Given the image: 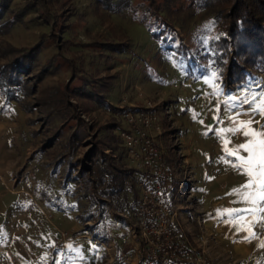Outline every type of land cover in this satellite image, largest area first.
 <instances>
[{
  "label": "rangeland",
  "instance_id": "374dc122",
  "mask_svg": "<svg viewBox=\"0 0 264 264\" xmlns=\"http://www.w3.org/2000/svg\"><path fill=\"white\" fill-rule=\"evenodd\" d=\"M0 1L7 8L1 24L10 10L26 5L25 0ZM42 2L0 31L1 67L14 55L11 47H30L50 32L42 13L53 18L57 29L61 22L66 25L62 47L46 43L30 70L20 74V84H8L0 74V264H120V253L130 248L121 238L133 223L129 216L139 195V172L118 133L127 127L123 112L147 102L157 109L161 135L154 137L178 180L183 175L197 180L193 189L188 183L189 196L179 199L189 218L187 229L179 226L176 209L180 231L191 240L201 219L215 240L206 246L192 241L214 262L264 264V211L226 212L257 207L242 199V192L251 191L242 188L249 178L233 167L236 157L225 152V140L232 150L251 137L243 127L219 134L249 120V128L264 132V72L239 85L224 81V61L212 38L223 32L217 8L189 0H154L152 5L150 0ZM155 7L172 24L175 37L187 44L185 53L165 49L147 29ZM61 55L69 61H58ZM43 66L48 70L36 77ZM73 75L77 80L71 87L82 88L88 97L63 95L68 107L59 109L56 92ZM94 85L100 96H90ZM71 113L81 120L70 122ZM75 130L78 136L72 140ZM182 144L194 155L208 156L203 161L193 157L189 164L179 150ZM239 155L248 154L241 149ZM220 156H227L231 166L225 167ZM213 162L219 169L208 167ZM214 176L226 184L209 190L206 181L209 186ZM191 190L203 199L204 218L199 219ZM212 197L217 203L209 211ZM248 218H255L250 226ZM61 231H74L77 237L58 249ZM235 243L247 245L244 256L236 253Z\"/></svg>",
  "mask_w": 264,
  "mask_h": 264
},
{
  "label": "built area",
  "instance_id": "2783aa9c",
  "mask_svg": "<svg viewBox=\"0 0 264 264\" xmlns=\"http://www.w3.org/2000/svg\"><path fill=\"white\" fill-rule=\"evenodd\" d=\"M156 114L157 109L150 102L123 112L127 127L119 130L118 138L139 172V195L129 216L133 223L128 234L121 238L123 244H130V248L120 253V264H217L203 246L192 241L197 239L206 246L215 240L212 232L197 220L199 233L190 240L178 228L177 208L172 201L182 199L185 194L189 196L186 187L191 176L183 175L178 180L170 166L154 137L161 135ZM187 170L190 173L189 167ZM74 237H77L74 231H61L55 246L61 249L66 239Z\"/></svg>",
  "mask_w": 264,
  "mask_h": 264
},
{
  "label": "trees",
  "instance_id": "16d2710c",
  "mask_svg": "<svg viewBox=\"0 0 264 264\" xmlns=\"http://www.w3.org/2000/svg\"><path fill=\"white\" fill-rule=\"evenodd\" d=\"M25 1L26 5L24 8L17 11L10 10L8 12L7 18L2 23L3 25L0 23V31L6 30L13 24L19 22L22 13L27 7H35L36 4H40V2L44 0ZM107 1L110 5V1L113 0ZM150 1L152 5L154 0ZM189 2L193 4H210L216 7L217 15L222 19L223 32L220 33L218 37L212 38L221 61H224V81L239 85L247 82L248 78L255 75L257 71L264 72V0H189ZM4 9L7 10L6 5L0 1V20L3 18ZM153 10L155 12L154 17L151 18L150 22H146V27L150 30L152 36L156 38L159 44L165 49L167 48V50L185 53V51L188 50L187 44L182 42L183 39L175 37L172 24L166 19V16L161 13V10L157 7L153 8ZM42 20L43 23L50 26L51 30L48 34H42L39 41L30 47H24L23 49L11 47L12 49L9 50L10 53L13 52L11 54L14 55L8 62L0 67V74L5 75V81L8 84H20V74L30 70L34 59L45 47L46 43L51 42L58 47H62V43L59 42V39L63 38L66 25L60 21L61 23L58 25L59 29H57V23H55L53 18L47 13H42ZM61 41H63V39ZM175 42L178 44L175 45ZM56 59L58 61L64 59L69 61V59L64 58L62 55ZM50 62L51 61H49V63ZM41 69L42 70L36 74L38 78H41L46 73L48 67L43 66ZM75 80L77 79L73 75L64 86L65 88L60 92H56V96H59L56 103L57 108L68 107L67 100L65 101L62 99L63 95L71 96L74 94L79 97L86 96L82 88L78 89L76 87H71L72 82ZM78 80L82 79L78 78ZM91 92L90 96H100L95 85ZM70 106L77 107L76 105ZM78 120L81 119L77 113H75V115L72 113L70 114V122L72 121L75 123ZM86 129H88V126H86ZM60 131L61 130H59L56 135H60ZM77 136L78 131L75 130L72 133L71 139H76ZM91 156L92 155H90V157ZM134 170L137 172L135 168ZM118 208L122 209L123 207L118 206Z\"/></svg>",
  "mask_w": 264,
  "mask_h": 264
},
{
  "label": "snow or ice",
  "instance_id": "6c2138e0",
  "mask_svg": "<svg viewBox=\"0 0 264 264\" xmlns=\"http://www.w3.org/2000/svg\"><path fill=\"white\" fill-rule=\"evenodd\" d=\"M262 114H264V110H262ZM251 123L252 121L250 120L247 122H241L239 127L221 129L219 133L220 135H223L225 132H236L243 127L247 129L244 131V135L246 137H251L246 143H242L232 150L227 148L229 141L225 140V152L229 156L236 157L237 163L233 164V167L241 169L249 178L242 188L251 191L242 192V199L257 207L243 210H226L228 215H231L234 211H247L253 213L264 211V207L259 206L264 203V132L253 131L248 127ZM241 149L248 154L246 157L239 155ZM235 191L239 190H234V192ZM254 222L255 218H253L252 221H248L247 224L250 226ZM239 230H245V228L241 227ZM252 235L254 234L249 233V237ZM262 247H264V245H262Z\"/></svg>",
  "mask_w": 264,
  "mask_h": 264
},
{
  "label": "crops",
  "instance_id": "0c3cea01",
  "mask_svg": "<svg viewBox=\"0 0 264 264\" xmlns=\"http://www.w3.org/2000/svg\"><path fill=\"white\" fill-rule=\"evenodd\" d=\"M180 150V152L185 156V158H186V160H187V162L190 164V159H193V157L195 158V160H198V161H203V159H205L208 155H207V153H205V152H202L203 153V155H200V156H198V155H194V154H192V152L189 150V149H186L185 148V146L183 147V144L181 145V148L179 149ZM167 152V151H166ZM170 153V152H169ZM169 155H167V157H168ZM172 156V155H171ZM221 156H223V155H221ZM219 157V159H221V161L224 163V165H225V167H230L231 166V163H230V160L229 159H227V156H224V157ZM203 158V159H202ZM213 160L215 159V157L213 156V157H211ZM211 159V160H212ZM218 159V160H219ZM210 166H212V168L214 167V168H216L217 167V169H219V167L221 166V165H216L215 166V164H214V162H213V164H210L208 167H210ZM189 168H190V166H189ZM196 182H197V180L196 179H194V177L192 176V180H191V183H190V188H194L195 187V185H196ZM221 183H223L224 185L226 184V180H223L222 182L221 181H219L218 180V178L217 177H215L214 176V178L212 179V181H210L209 182V186H207V181H206V187L209 189V190H214L215 189V185H220ZM191 196H193L192 198L195 200V203L197 204V206H198V212H197V214H198V216H199V219H200V217L202 216V218H204V216H205V212L203 211V209H204V207H203V199L202 200H200V199H198L195 195H194V193H193V191L191 190ZM214 197V196H213ZM212 197V199H211V208L209 209V211L214 207V206H216V203H217V200L216 199H214ZM181 200V199H180ZM180 200H173L172 201V203L175 205V207L178 209V216H179V218H178V224H179V226H181V225H183V228H188L187 226V224H185V223H187L186 222V220H188L189 218L187 217L188 216V214L186 213V211H184L181 207V205H180ZM178 201V202H177ZM114 214H115V212H114ZM187 215V216H186ZM249 219V218H248ZM200 221H202V223H203V220H201L200 219ZM249 221H251L250 219H249ZM130 227V226H129ZM182 228V227H181ZM182 228V229H183ZM191 228H193V227H191ZM129 229V228H128ZM210 230V229H209ZM212 231V230H211ZM112 244L114 245V242H112ZM239 243H235V251H236V253H238V254H241V255H245V253H246V250L248 249V247H247V245H243V247H242V245L241 244H239ZM15 246H16V248H18L19 249V251L20 252H22L23 254H26V252H25V250H24V245L22 246V245H20V243H18V242H16V244H15Z\"/></svg>",
  "mask_w": 264,
  "mask_h": 264
}]
</instances>
